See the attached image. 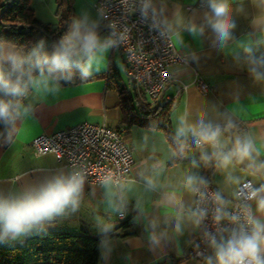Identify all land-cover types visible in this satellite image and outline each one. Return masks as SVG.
<instances>
[{"label": "crops", "instance_id": "obj_1", "mask_svg": "<svg viewBox=\"0 0 264 264\" xmlns=\"http://www.w3.org/2000/svg\"><path fill=\"white\" fill-rule=\"evenodd\" d=\"M96 1L71 0V24L85 15L100 19ZM153 2L161 22L167 20L171 24L170 29L163 26L175 49L187 59V64L169 66L172 80L160 100V103L171 102L169 125L174 144L161 129L122 122L115 82L134 92L126 73V80L121 78L122 69L125 72L122 52L112 47L103 54L100 70L91 75L94 77L60 84L59 92L54 95L31 88L21 100L29 107V112L18 119L0 141V194L7 195L55 175L69 173L53 155H36L31 146L36 136L80 123H104L123 134L134 160L128 178L108 186L85 181L75 212L69 210L29 232L86 231L93 236L110 233L111 237L100 243L98 264H207V260L199 261L190 256L200 225L195 226L189 219L194 194L185 187L186 177L202 178L207 172L210 184L226 201L225 208L231 205L241 181L250 179L258 185L264 180V170L255 171L247 160L233 161L227 169L217 168L214 159L205 161L212 149L194 147L190 136L176 134L181 117L189 123L203 119L222 128L231 120L235 127L221 136L222 150L230 151L237 137L248 136L257 150V163L264 162V81L254 80L243 65L234 60V54L241 57L245 54L244 47L251 48L264 41V12L252 0H233L234 39L227 49L220 50L205 22V14H210L205 0ZM202 2L204 5H200ZM30 5L38 21L51 27L56 24V0H30ZM177 19L181 22L176 23ZM193 24L203 26V34H191L188 28ZM99 34L102 39L108 38L104 29L99 28ZM9 53H16L15 47L0 43V58ZM196 77L210 90L200 92L193 84ZM180 82L188 86L178 94ZM149 179L153 180V187L148 186ZM251 207L257 218L264 221V214L256 212L255 200ZM120 213L122 218H118ZM128 219L133 220L132 224L120 227V223ZM105 226H110V230L103 231ZM153 234L160 238L158 245L151 243ZM26 235L0 241V246L21 245ZM213 264H216L215 258Z\"/></svg>", "mask_w": 264, "mask_h": 264}, {"label": "clouds", "instance_id": "obj_2", "mask_svg": "<svg viewBox=\"0 0 264 264\" xmlns=\"http://www.w3.org/2000/svg\"><path fill=\"white\" fill-rule=\"evenodd\" d=\"M232 2L233 0H205L210 12L205 14V22L214 33V44L220 50L227 49L229 42L234 39L236 24L232 18ZM252 3L264 12V0H252ZM139 12L142 19H151L152 27H161L153 0H140ZM180 22L177 19L176 23ZM100 23V19H90L87 15L74 19L67 33L53 46L51 53L44 50L43 41L36 45L31 52V60L27 61V67L25 58L19 54L9 53L0 58L10 64L7 70L0 67V122L5 127L14 126L18 119L29 112V107L20 99L27 94L29 88L54 95L59 92L60 81L72 80L73 70L78 71L82 79L100 70L103 54L116 43L111 38H101ZM162 23L166 28H171L167 20ZM188 30L191 34L198 35L203 34L204 27L193 24ZM244 52L246 55L243 57L238 53L234 54L236 63L243 65L254 80L264 81V55L256 56L248 47H244ZM234 127L231 120L222 128L220 125L205 123L203 119L189 123L181 117L176 134L178 137L190 136L198 147L212 149L211 156L205 157V161L214 159L219 169H227L233 161L242 163L247 160L249 167L255 171L264 170V162L257 163V150L248 136L237 137L230 151L222 150L221 136ZM84 183L85 176L82 172L71 171L28 186L19 193L0 194V241L16 240L69 210L75 212L79 208ZM112 183L111 177L102 180L105 186ZM147 184L149 187L154 186L151 179ZM201 186L206 187V181L202 178L193 175L186 177L187 190L203 199L205 193L201 191ZM247 198L255 200L256 212L264 214V186L251 190ZM213 199L217 204L213 216L216 224L219 225L226 219L234 224L240 221L239 216L225 211L226 201L219 193H214ZM116 210L119 211L118 208ZM206 217L207 211L202 209L189 213V219L197 227ZM109 230L110 226L103 229L105 232ZM205 235L214 250L216 264H264V221L258 219L248 205L243 208V223L238 228H233L227 238L221 236L218 241L211 233ZM159 242L160 238L153 234L151 243L158 245ZM207 264H213L212 257L207 258Z\"/></svg>", "mask_w": 264, "mask_h": 264}, {"label": "built area", "instance_id": "obj_3", "mask_svg": "<svg viewBox=\"0 0 264 264\" xmlns=\"http://www.w3.org/2000/svg\"><path fill=\"white\" fill-rule=\"evenodd\" d=\"M139 3L140 0H97L95 8L100 14V28L106 31L108 38L116 41L112 48L122 52L125 73L136 98L151 107L160 102L172 80L169 66L187 64V59L175 49L158 16L161 27L156 28L151 26V19H142ZM193 84L202 93L210 90L199 77L194 79ZM187 86L180 82L177 93ZM189 141L192 146L198 147L191 137ZM31 146L38 156L53 155L69 172H82L85 181L90 184H100L105 177H111L115 184L123 182L134 165L123 134L104 123H80L53 133L40 134L31 141ZM202 179L206 181V187L201 186L205 196L201 199L194 195L192 211L206 210L207 217L200 224V231L190 250V256L199 261H205L208 257L214 259V250L205 234L215 235L218 241L221 236L227 238L233 228L243 223L244 206L251 207L253 200L247 198L248 193L264 186V180L258 185H254L250 179L241 181L231 205L225 208L231 215L239 216L240 221L234 224L226 219L218 225L213 219L217 207L213 199L216 190L210 184L207 172H204ZM122 217V213L118 214V218Z\"/></svg>", "mask_w": 264, "mask_h": 264}, {"label": "trees", "instance_id": "obj_4", "mask_svg": "<svg viewBox=\"0 0 264 264\" xmlns=\"http://www.w3.org/2000/svg\"><path fill=\"white\" fill-rule=\"evenodd\" d=\"M56 4L57 22L51 27L36 19L30 0H0V43L14 46L16 54L25 58V67L28 66L27 61L31 60L32 50L40 41L44 42V50L51 53L53 46L69 30L73 17L71 0H56ZM250 49L256 56L264 55V41ZM245 55L246 53L243 56ZM0 67L7 70L10 64L0 60ZM73 71L70 82L60 81L59 84L67 85L94 77L82 79L78 71ZM115 87L120 99L122 122L161 129L168 141L175 143L169 125L171 102H159L150 107L138 101L135 94L118 81L115 82ZM9 129L10 127H5L0 122V141ZM132 222V219L122 221L120 227H129ZM110 237V233L93 236L86 231L31 232L25 236L21 245L0 246V264H98L100 243Z\"/></svg>", "mask_w": 264, "mask_h": 264}, {"label": "rangeland", "instance_id": "obj_5", "mask_svg": "<svg viewBox=\"0 0 264 264\" xmlns=\"http://www.w3.org/2000/svg\"><path fill=\"white\" fill-rule=\"evenodd\" d=\"M121 78H122L123 80H126L125 72H124L123 69H122V72H121Z\"/></svg>", "mask_w": 264, "mask_h": 264}]
</instances>
